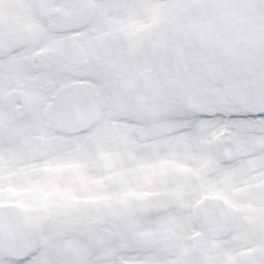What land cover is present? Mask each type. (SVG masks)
<instances>
[{"label":"snow or ice","instance_id":"obj_1","mask_svg":"<svg viewBox=\"0 0 264 264\" xmlns=\"http://www.w3.org/2000/svg\"><path fill=\"white\" fill-rule=\"evenodd\" d=\"M0 264H264V0H0Z\"/></svg>","mask_w":264,"mask_h":264}]
</instances>
